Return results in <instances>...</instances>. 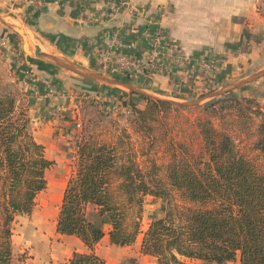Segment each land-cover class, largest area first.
<instances>
[{"label":"trees","instance_id":"obj_1","mask_svg":"<svg viewBox=\"0 0 264 264\" xmlns=\"http://www.w3.org/2000/svg\"><path fill=\"white\" fill-rule=\"evenodd\" d=\"M144 109H134L138 130L151 137L154 123L172 111L189 109L141 95ZM13 94L0 93V264H16L13 223L30 214L47 188L54 165L29 130L28 106ZM197 119L202 143L198 154L179 145L165 168L144 171L132 157L118 165L116 149L84 138L76 172L69 179L57 221V233L79 238L90 253H74L68 264H108L95 252L105 236L87 207H97L112 225L113 245H134L143 234L141 252L157 264H264V106L254 99L224 97L205 107ZM219 121V125L215 124ZM253 150L261 164L244 155L230 130L247 134L255 122ZM227 123H229L227 125ZM226 124V126H225ZM147 196L166 200L165 217L142 231Z\"/></svg>","mask_w":264,"mask_h":264},{"label":"crops","instance_id":"obj_2","mask_svg":"<svg viewBox=\"0 0 264 264\" xmlns=\"http://www.w3.org/2000/svg\"><path fill=\"white\" fill-rule=\"evenodd\" d=\"M0 13L23 20L35 39L56 54L54 58L114 75L117 80L138 82L157 93L173 89L176 94L189 96L203 89V71L198 67L201 56L193 50L215 52L216 85L235 80L264 57V0H2ZM157 34H162V44L167 39L180 43L191 61L149 76L139 72L111 74L105 67L102 53L145 61L154 47L151 38ZM210 35H215L214 39ZM25 42V38L21 43L14 31L0 25V61L12 62L13 78L28 99L29 126L37 113L50 117L43 125L40 141L34 135L35 139L44 146H54L56 137L63 136L59 142L64 146L65 123L58 115L69 109V99L81 104L91 97L100 98V102L111 96L117 98L120 92L110 86L121 84L84 83L70 75V70L64 73L53 67L58 65L27 52ZM192 67L197 69L193 77L189 75ZM85 92L91 97L83 95ZM49 139L55 144H46ZM63 149L61 153L55 149L52 154L51 161L56 162L46 172L47 188L38 195L32 212L18 215L13 223L14 257H24L17 258H21L18 264H68L74 253H90L79 238L57 233L70 176V159ZM99 217L105 236L96 246L98 256L108 264H157L156 258L142 254L141 236L131 246L113 245L110 223ZM191 263L216 264L200 260ZM226 264H241L240 258Z\"/></svg>","mask_w":264,"mask_h":264},{"label":"rangeland","instance_id":"obj_3","mask_svg":"<svg viewBox=\"0 0 264 264\" xmlns=\"http://www.w3.org/2000/svg\"><path fill=\"white\" fill-rule=\"evenodd\" d=\"M0 25H4L14 31L19 36L21 43H23L24 37L21 36L20 30H24L28 42L30 43L29 47L30 49L33 48L31 53L35 54L38 49L51 58L56 56L54 52L45 49L42 42L35 39L28 25L25 24L23 20L10 19L3 13H0ZM155 36H153L151 40ZM210 36H212L213 39L215 37V35ZM254 36L256 35L254 34ZM176 43L177 42L173 39H167L162 44L161 37L158 45V42L154 40V47L151 55L145 61L127 57L126 55L115 56L110 53H102V60L111 74L129 75L133 72H139L149 76L152 72H157L164 68L171 69L174 66L183 63L186 64L187 61H191L179 45L180 43ZM168 45H171L173 48H168ZM214 53L213 50H193V54L201 56L199 59L200 65L198 67L203 71L202 82L204 86L202 90L189 96L176 94L173 89L167 93H157L147 89L138 82L123 78L117 80L118 77L114 75L103 72L96 73L75 63H69L71 67L79 71L77 73L69 71L70 75L73 77L84 81V83H93L91 79L84 77L83 74H100L111 81L120 83L121 85H119V87L110 86L114 91H119L120 93L117 98L111 96L108 100H102L100 104H97L95 102V97L93 96L94 98H92L87 92L83 95H88L91 98H86L81 104L75 103L73 101L74 98H70L68 101L69 109L64 114L58 115L59 119L65 123L63 135L66 137L64 139L67 144L61 146L62 143L59 141H63V136H61V139L56 137V144L54 140H52L53 138L49 139L46 144L51 143L56 146H45L46 156L51 160L55 149V152L59 151V153H61L60 151L64 148V153H66L70 159V162L67 163L70 169V179L76 172L75 163L78 147L84 138L92 141L94 140L98 143H105L115 148L118 156V165L124 164L128 161V157H132L144 171L151 163H156L158 166L165 168L166 165L170 163L174 151L178 150L176 148H178L180 144L187 147L190 152L198 154L201 151L202 139L196 123L198 118L206 116L204 113L206 106L218 99L232 96L239 99H254L259 105L264 106V57L260 58V63L247 68L245 72L237 76L235 80L216 85V83L213 82L217 72V66L212 58L213 56L216 57ZM122 64L126 65L128 69H120ZM11 65L12 62L10 61H0V93L13 94L19 101L24 92L13 78ZM156 65H158L157 68ZM53 67L62 69L64 73L67 71L65 68L59 66L53 65ZM192 69L189 75L193 77L195 76L193 72H197V69L193 67ZM141 95L184 104L188 106L189 109L172 111L159 123H154L155 131L152 136L149 137L146 136L144 132L138 130V127L134 123V109L142 110L146 105ZM22 103L21 105H23V107L26 106L28 104V99ZM47 118L50 117L37 113L36 117H33L31 127L29 126V130L39 141V136L43 131V125L46 124L45 121H47ZM214 122L216 125L220 124L217 120ZM228 124L229 123H227V125ZM257 124L258 122L256 121L250 133L247 134L241 133L235 129L230 130L229 133L233 136L235 143L239 145V149L244 155L254 160L255 163L261 164L262 162L261 158L258 156V152L253 150V144L256 140L253 133L256 131ZM55 135L56 134H54V136ZM55 162L56 161H54V163ZM167 205L168 203L166 200L157 199L153 196H147L145 198L142 221V231L144 233L148 230L149 225L154 219L165 217ZM86 211L88 218L98 224L100 217L97 207L91 205L89 211L87 209ZM105 218L106 220H104L107 221V217ZM110 226L112 229L111 223ZM141 237L143 238V234ZM18 257L22 256L19 255L15 257L16 264H18L19 259L21 260V258L17 259ZM23 258L24 257H22V259Z\"/></svg>","mask_w":264,"mask_h":264},{"label":"water","instance_id":"obj_4","mask_svg":"<svg viewBox=\"0 0 264 264\" xmlns=\"http://www.w3.org/2000/svg\"><path fill=\"white\" fill-rule=\"evenodd\" d=\"M20 33L23 35V37L26 39V42H25V49L27 50V52L31 53V49L29 47V44H28V41H27V36L24 32V30H20ZM35 54L39 57H41L42 59L44 60H47L51 63H54L62 68H65L67 70H70V71H73V72H79L77 69H74L73 67L70 66L69 62L63 60V59H57V58H51L50 56H48L47 54L41 52L40 50H36ZM84 77L88 78V79H91V80H94V81H101V82H104V83H108V84H119L118 82H115V81H111L110 79L106 78V77H103L101 75H95V74H83ZM218 95V94H217Z\"/></svg>","mask_w":264,"mask_h":264},{"label":"built area","instance_id":"obj_5","mask_svg":"<svg viewBox=\"0 0 264 264\" xmlns=\"http://www.w3.org/2000/svg\"><path fill=\"white\" fill-rule=\"evenodd\" d=\"M162 37V35L161 34H157L153 39H152V41H153V43H154V40H155V42H158V45H159V41H160V38ZM171 47V45H168V48H170ZM171 48H173V47H171ZM158 67V65H156V68ZM120 69H122V70H127L128 69V67L126 66V65H121L120 66ZM100 98H97V99H95V102L97 103V104H100Z\"/></svg>","mask_w":264,"mask_h":264}]
</instances>
